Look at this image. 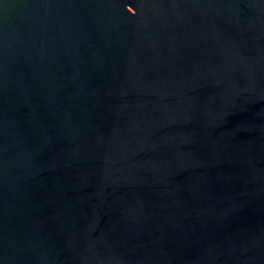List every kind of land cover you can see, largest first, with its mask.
I'll list each match as a JSON object with an SVG mask.
<instances>
[{
	"label": "water",
	"instance_id": "water-1",
	"mask_svg": "<svg viewBox=\"0 0 264 264\" xmlns=\"http://www.w3.org/2000/svg\"><path fill=\"white\" fill-rule=\"evenodd\" d=\"M0 264H264V0H0Z\"/></svg>",
	"mask_w": 264,
	"mask_h": 264
}]
</instances>
